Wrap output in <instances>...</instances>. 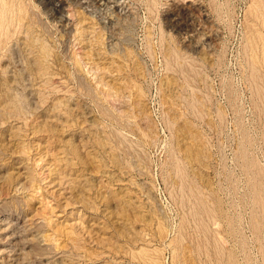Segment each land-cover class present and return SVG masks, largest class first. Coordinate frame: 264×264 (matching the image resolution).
<instances>
[{
  "label": "rangeland",
  "instance_id": "1",
  "mask_svg": "<svg viewBox=\"0 0 264 264\" xmlns=\"http://www.w3.org/2000/svg\"><path fill=\"white\" fill-rule=\"evenodd\" d=\"M0 19V264H264V0Z\"/></svg>",
  "mask_w": 264,
  "mask_h": 264
},
{
  "label": "bare ground",
  "instance_id": "2",
  "mask_svg": "<svg viewBox=\"0 0 264 264\" xmlns=\"http://www.w3.org/2000/svg\"><path fill=\"white\" fill-rule=\"evenodd\" d=\"M112 4V3H111ZM119 7V6H118ZM5 16V15H4ZM3 18V16H2ZM1 20V19H0ZM3 21V19H2ZM1 23V22H0ZM15 72V71H14ZM17 79V78H16ZM15 102V101H14ZM2 216V215H1ZM30 218V217H29ZM28 218V219H29ZM5 219V218H4ZM16 219V218H15ZM33 221V220H32ZM10 225L9 223L5 222V220H0V242H5L3 244V246H15L17 243H18V239H19V236L17 235V233H10ZM13 225V224H12ZM17 226V224H16ZM15 227V226H14ZM22 227V226H21ZM13 228V227H12ZM23 228V227H22ZM20 228V229H22ZM14 231V230H13ZM19 231V230H18ZM22 232V231H21ZM1 240H4V241H1ZM6 249V248H5ZM4 249V250H5ZM57 249V248H56ZM15 251V250H14ZM3 253V252H2ZM2 257V256H1ZM16 257V256H15ZM19 257V256H18ZM14 258V257H13ZM12 258V260H13ZM4 259V257H3ZM11 259V258H10ZM29 261V260H28ZM2 262V261H1Z\"/></svg>",
  "mask_w": 264,
  "mask_h": 264
}]
</instances>
